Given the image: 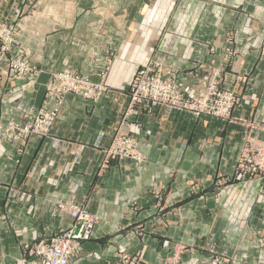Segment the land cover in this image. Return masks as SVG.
<instances>
[{"label": "crops", "instance_id": "obj_1", "mask_svg": "<svg viewBox=\"0 0 264 264\" xmlns=\"http://www.w3.org/2000/svg\"><path fill=\"white\" fill-rule=\"evenodd\" d=\"M91 1L53 0L69 9L19 21L13 58L35 71L1 77L0 131L52 108L51 73L105 90L97 103L67 96L47 137L0 144V264L21 259L22 241L65 230L70 218L56 205L68 202L98 218L80 264L135 255L162 264L175 244L181 264H264V179L231 177L244 141L264 140V0H110L120 12L105 13L89 11ZM151 62L175 70L193 98L218 71L238 103L232 119L153 105L121 126L127 88ZM117 131L137 138L145 162L111 160L99 176Z\"/></svg>", "mask_w": 264, "mask_h": 264}, {"label": "built area", "instance_id": "obj_2", "mask_svg": "<svg viewBox=\"0 0 264 264\" xmlns=\"http://www.w3.org/2000/svg\"><path fill=\"white\" fill-rule=\"evenodd\" d=\"M15 26L0 23V79L6 77L22 80L35 71V66L22 57L13 58L17 39ZM220 74L214 71L208 77L207 85L202 88L198 97H188L178 87L176 71L165 69L159 62H151L135 73L127 88L128 102L123 113L121 126L129 125L140 107L161 105L180 111H187L198 117L207 115L224 121L231 120V112L237 106L233 92L220 89ZM105 88L101 82L91 81L79 74L51 73L45 85V98L53 102L50 110L38 109L33 114H24L22 122L10 121L0 131V144L3 142L25 144L33 137H47L54 123L59 119L67 96H80L86 101L97 103ZM141 143L132 135L117 131L109 148L103 151L104 158L99 165L101 176L109 168L111 160H129L140 165L145 156L140 150ZM232 178L264 179V140L247 138L240 146L235 159ZM264 183V181H263ZM57 208L68 214L70 224L65 230L55 233L48 240H40L28 245L19 243L23 255L15 264H80L79 256L83 243L92 239L98 218L86 211L85 206L75 203L57 204ZM185 247L175 244L162 264H181ZM138 256L121 257L118 264H137Z\"/></svg>", "mask_w": 264, "mask_h": 264}, {"label": "rangeland", "instance_id": "obj_3", "mask_svg": "<svg viewBox=\"0 0 264 264\" xmlns=\"http://www.w3.org/2000/svg\"><path fill=\"white\" fill-rule=\"evenodd\" d=\"M52 1L53 0H0V19H8L14 14L15 18H17L14 23H7L4 21H0V23L15 26L18 33L19 28H21L19 25L21 18L55 16V14L59 13V9H61L62 12L69 9V3L55 5L57 3L53 4ZM90 3L91 5L89 4L90 7L88 8L92 13L120 12L112 6L110 0L104 1V3H102L101 0H92ZM4 10L8 11L3 12ZM17 39L15 46L17 44Z\"/></svg>", "mask_w": 264, "mask_h": 264}]
</instances>
